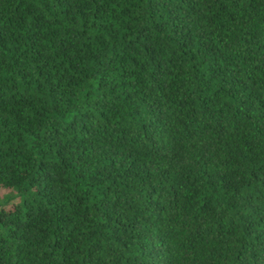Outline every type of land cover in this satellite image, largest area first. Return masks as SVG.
Returning a JSON list of instances; mask_svg holds the SVG:
<instances>
[{
  "label": "trees",
  "instance_id": "obj_1",
  "mask_svg": "<svg viewBox=\"0 0 264 264\" xmlns=\"http://www.w3.org/2000/svg\"><path fill=\"white\" fill-rule=\"evenodd\" d=\"M0 264H264V0H0Z\"/></svg>",
  "mask_w": 264,
  "mask_h": 264
}]
</instances>
